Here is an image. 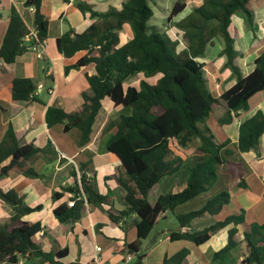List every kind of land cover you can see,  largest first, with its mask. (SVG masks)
I'll return each mask as SVG.
<instances>
[{"label":"trees","instance_id":"obj_1","mask_svg":"<svg viewBox=\"0 0 264 264\" xmlns=\"http://www.w3.org/2000/svg\"><path fill=\"white\" fill-rule=\"evenodd\" d=\"M43 1L25 0L23 4L24 8L35 11L36 37L31 39L28 36L33 31L24 16L17 7L11 8L8 30L0 50V59L4 63L13 64L31 48L41 49L44 46L49 35V20L41 11ZM151 1L122 0L120 8L111 6L106 12L95 10L87 2L77 3L81 13L84 16L90 14L95 22L83 33H77L73 28L64 33L57 40V48L67 59L85 53L75 65L67 66L65 73L93 64L97 75L87 76V79L94 96H85L83 109L79 112L49 108L46 114L49 128L57 124H63L66 132L77 128L82 132L80 144L85 145L90 141L102 101L109 98L119 108L106 124L104 133L109 135L107 150L119 158L126 171V178L117 179L126 191V210L118 215L110 211L109 217L117 225L125 218L131 219L132 226L137 229V241L126 243L124 249L127 255L136 257L131 264H142L145 256L142 253L143 241L150 237L160 216L174 212L177 207L211 190L222 166L234 178L242 173L241 165L226 159L231 155L227 149L230 141L219 143L207 120L215 107L223 102L228 110L219 123L231 124L240 117V113L249 111L251 98L264 91V52L256 58L254 70L243 76L236 62L241 55L236 50L235 38L230 31L233 17L241 16L248 29L256 34L255 14L250 7L253 0H176L166 18L167 23L195 3L187 16L176 23L186 42L185 47L181 45V40L169 37L166 31L161 33V29L151 23L155 17ZM125 27L131 29L133 36L121 45L120 34ZM218 39L224 44L220 54L226 59L223 69H229L235 80V84L219 98L211 92L205 64L199 61L206 57L208 47ZM140 74L147 80L140 81L139 87H125ZM158 76L156 83L148 81ZM37 91V83L32 79L16 78L12 82L13 101L43 104ZM263 135L264 114L259 111L241 124L238 150L242 153L254 151L260 157ZM193 144L196 153L205 159L190 169L187 188L178 194L160 196L154 204L150 203L152 189L164 177L178 172L183 163L182 158L175 156V150L187 149ZM41 152L33 144L21 145L10 126L0 144V177L8 175L13 169L27 177H39L28 163ZM8 160L10 162L4 166ZM239 184L247 187L244 180ZM81 187L89 205L101 206L106 202L98 191L96 180L84 172ZM79 190L77 185L69 192L77 194ZM62 198L63 194L53 195L55 202ZM0 199L15 211L10 226L0 224V264H27L32 260L41 264H64L61 259L68 255V250L45 252L35 242V237L43 231L42 224L22 221V217L41 210L42 206H25L15 191L0 190ZM71 200H75L74 195ZM229 201L230 194L222 192L201 209L178 216L180 230L171 232L170 239L187 240L201 246L220 230L233 225L228 245L216 253L215 258L228 254L236 246L237 226L244 224L245 212L229 216L199 232L181 230L196 218L206 214L217 215ZM84 206L83 200L76 199L74 207L62 204L54 210V214L62 224H74L81 219ZM245 242L249 254L244 263L264 264V224L251 225L245 232ZM188 255L189 251L184 249L165 259L163 264H183Z\"/></svg>","mask_w":264,"mask_h":264},{"label":"crops","instance_id":"obj_2","mask_svg":"<svg viewBox=\"0 0 264 264\" xmlns=\"http://www.w3.org/2000/svg\"><path fill=\"white\" fill-rule=\"evenodd\" d=\"M79 1L87 2L95 10L101 12L107 11L111 6L120 8L122 2L118 3L116 0H105V2L100 0H69L68 2L44 0L41 11L49 20V35L44 46L41 49L31 48L19 56L13 64H6L0 59V144L12 126L21 145L33 144L42 151L28 163L39 174V177H27L13 169L8 175L0 177V190L15 191L23 199L25 206L32 208L42 206L41 210L22 217V221L42 224L43 231L35 237V242L45 252L56 253L68 250V255L61 259L62 263L131 264L134 256L131 262H127L128 255L124 249L126 243L137 241V229L132 226L131 219L125 218L117 225L109 217L110 211L118 215L126 210V191L117 180L126 178V171L119 158L107 150L106 143L109 135L104 133L106 124L111 117L117 114L119 108L115 107L109 98L102 101V108L93 125L90 141L85 145L80 144L82 132L79 129L73 128L66 132L63 124L49 128L46 122L49 108L63 109L68 113L79 112L83 109L85 96H94L87 79V76L97 75L93 64L72 69L68 74L65 73L66 67L75 65L85 53H79L67 59L59 53L57 48V40L64 33L72 28L77 33H83L95 22L90 14L84 16L77 8ZM24 2L25 0H0V13L2 14L0 17V50L8 30L10 11L13 6L18 8L30 29L35 31V11L24 8ZM237 21L241 22L242 32L238 29L236 34L233 30ZM255 26L256 38L253 36V31H247L243 19L237 16L233 17L230 27L231 34L235 38L236 50L241 55L236 62L243 76H248L254 70L256 58L264 52V34L261 33L264 32V21ZM127 28L129 27H125ZM122 32L120 34L121 45H124L132 38L133 33L131 31V37L124 40ZM261 40H263V45H261ZM223 48L224 44L220 54ZM207 53L206 57L199 61L205 64L204 70L211 92L219 98L225 90L235 84V80L231 77L232 73L229 69H223L226 62L225 57L220 56L218 62L214 63L217 73L211 74L207 68ZM159 77L150 78L148 81L154 84ZM16 78L34 80L38 86L37 95L44 103L13 101L11 86ZM142 80L147 79L140 74L126 83L125 87H139ZM249 106V111L240 113V117L231 124L221 125L219 121L228 110L226 104L222 102L215 107L213 115L207 121V125L219 143L230 141L227 149L231 155L226 159L231 163L241 165L242 173L234 178L226 167L222 166L218 172L217 182L211 190L171 212L177 227L169 228L168 224L160 222V220L164 222L168 219V212L160 216L150 237L143 241L142 249L153 238L157 239L151 249H144L146 253H144L142 264H163L165 259L173 257L184 249L189 251V255L183 264H245L244 259L249 254L245 232L253 224H264V135L261 138L260 157L254 151L240 152L238 141L241 124L259 111L264 114V91L252 97ZM175 156L182 158L181 167L175 174L161 179L152 189L149 194L150 203L154 204L160 196L183 192L188 186L190 169L205 159L204 156L196 153L195 144L187 149L175 150ZM9 162L10 160L5 162L4 166ZM83 172L89 178L93 177L96 180L98 191L106 198V202L101 206L88 204L84 206L79 221L74 224H62L56 218L54 210L62 204L69 205L74 195L69 192V189L79 186ZM241 180L246 182L247 187L244 188L239 184ZM222 192L230 194V201L220 213L206 214L196 218L181 231L199 232L217 222L224 221L229 216H237L245 212L244 224L237 226L236 246L228 254L218 259L215 258V254L228 245L229 231L234 228L233 225L220 230L209 242L201 246L187 240L172 241L170 239L171 232L180 230L178 216L201 209L208 201ZM55 193L63 194V198L58 202L53 200ZM14 215L13 208L0 199V224L10 226ZM97 248H101L100 253L97 252ZM27 264L41 263L38 260H32Z\"/></svg>","mask_w":264,"mask_h":264},{"label":"rangeland","instance_id":"obj_3","mask_svg":"<svg viewBox=\"0 0 264 264\" xmlns=\"http://www.w3.org/2000/svg\"><path fill=\"white\" fill-rule=\"evenodd\" d=\"M100 1L101 2H105V0H100ZM120 1H122V0H116V2H118V3ZM175 1L176 0H152L150 2V4H151L152 8L155 11V17L151 21V23L153 25H156L157 27H159L161 29L160 30L161 33H163V31H166L165 33H167V35L169 37H171L173 39L181 40V42H182L181 45L185 47L186 42L184 41V39H182V36H183L182 32L176 27V23L187 16V14L189 13L190 7L194 6L195 3H191L189 5V8L183 14H181L179 17H177L172 22L167 23L166 22V18L169 16ZM251 9L253 10V12L255 14L256 24L258 23L260 25V23H263V21H264V0H253L251 2ZM237 18L243 19L241 16H237ZM245 26H246V24H245ZM246 28L248 29L247 26H246ZM238 29L240 31L242 30V25H241V22H239V21H237V24L235 25L233 31L236 32V34H237L238 33ZM247 31H249V29ZM234 32H233V34H234ZM261 33L264 34V32H261ZM131 35H132V33H131V30L129 28L125 29L122 32V37H123L124 40L129 39L131 37ZM253 36H255V38H256V34L253 33ZM257 40H258V43H259V39H257ZM260 42H261V45H263V40H261ZM222 47H223V41L218 39V40L215 41V43L213 45H210V47L208 49L206 61L208 62L207 63V66H208L207 68L211 71L210 72L211 74H216L217 73L216 68H215L216 64H214V63L218 62V60L220 59L219 58L220 57V50H221ZM167 215H168V219L165 220L164 222L162 220H160V222L168 224L169 228L177 227L176 226L177 223L173 219V214L171 212H168ZM171 225H173V226H171ZM165 227H167V226H165ZM157 229L158 228H156V230ZM146 247H147V245L144 247V249H146ZM144 249L142 251L143 254L146 253ZM135 260H136V257H134L133 262Z\"/></svg>","mask_w":264,"mask_h":264},{"label":"built area","instance_id":"obj_4","mask_svg":"<svg viewBox=\"0 0 264 264\" xmlns=\"http://www.w3.org/2000/svg\"><path fill=\"white\" fill-rule=\"evenodd\" d=\"M30 37H34L35 38L36 34L34 32H32V34H30L28 36V38L31 39ZM79 189H80L79 192L77 194H74L75 200H71L69 202V206L70 207H74L75 206L76 199L83 200L85 202V204L88 205L87 198H86V196H85V194H84V192L82 190V187H81V180H79ZM97 252L100 253L101 252V248H97ZM132 259H133V255H128L126 257V261L127 262H131ZM108 264H110V263H108Z\"/></svg>","mask_w":264,"mask_h":264},{"label":"water","instance_id":"obj_5","mask_svg":"<svg viewBox=\"0 0 264 264\" xmlns=\"http://www.w3.org/2000/svg\"><path fill=\"white\" fill-rule=\"evenodd\" d=\"M156 241H157V239H156V238H153V239L149 242V244L147 245L146 249H151V247L155 244Z\"/></svg>","mask_w":264,"mask_h":264}]
</instances>
